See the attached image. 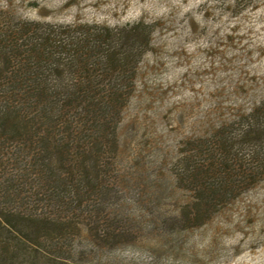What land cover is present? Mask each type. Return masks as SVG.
I'll list each match as a JSON object with an SVG mask.
<instances>
[{"label":"trees","instance_id":"obj_1","mask_svg":"<svg viewBox=\"0 0 264 264\" xmlns=\"http://www.w3.org/2000/svg\"><path fill=\"white\" fill-rule=\"evenodd\" d=\"M5 16L0 264H67L90 248L112 250L149 224L177 244L206 214L226 208L240 185L263 178L264 97L241 115L232 109L211 132L178 142L170 157L155 149L144 165L146 156L137 153L139 162L123 169L122 115L146 29L54 30ZM133 179L149 184L147 191L128 194L121 182ZM182 254L162 264H195Z\"/></svg>","mask_w":264,"mask_h":264},{"label":"rangeland","instance_id":"obj_2","mask_svg":"<svg viewBox=\"0 0 264 264\" xmlns=\"http://www.w3.org/2000/svg\"><path fill=\"white\" fill-rule=\"evenodd\" d=\"M1 12L54 30L134 23L146 29L122 115L123 169L139 162L137 153L146 156L144 165L155 149L170 157L178 142L211 132L232 118V109L241 115L264 97V0H0ZM121 186L131 194L149 184L133 179ZM238 190L226 208L206 214L177 244L155 226H137L112 250L94 254L88 248L89 255L67 264H162L178 262L179 251L195 264H264V175Z\"/></svg>","mask_w":264,"mask_h":264}]
</instances>
